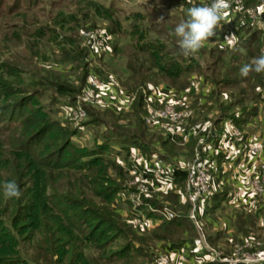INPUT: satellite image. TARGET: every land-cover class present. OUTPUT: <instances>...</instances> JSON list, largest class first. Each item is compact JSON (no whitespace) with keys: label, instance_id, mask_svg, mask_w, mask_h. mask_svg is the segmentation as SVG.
Returning a JSON list of instances; mask_svg holds the SVG:
<instances>
[{"label":"trees","instance_id":"trees-1","mask_svg":"<svg viewBox=\"0 0 264 264\" xmlns=\"http://www.w3.org/2000/svg\"><path fill=\"white\" fill-rule=\"evenodd\" d=\"M174 3L178 4L176 0ZM193 6H200L199 2ZM187 8L183 4L181 12L187 13ZM98 11L108 22L110 34L121 35L119 23L110 10ZM88 17L89 14L85 13L84 21ZM81 22L80 19L72 27L74 33L55 41L59 59L50 63L53 67L68 64L74 71L80 70L77 83L71 82V77L62 79L58 76L60 82L56 80L57 74L48 71L44 74L46 77H39L38 81L28 83L29 86H51L57 95L68 98L72 103L85 88L89 74L92 71L99 74L94 63L100 62L103 55H92L89 48L82 45L81 39L83 31L93 29L95 25L84 27ZM220 25L213 37L214 47L202 48L194 57L180 54L176 38L173 42L151 38L144 42L141 31L131 28L129 35L136 41L125 44L119 53L127 58V74L118 87L132 96L133 101L127 111L103 108L123 124L111 129L115 135L112 143L118 142V146L125 151L134 148L144 152L148 145L151 146L150 138L146 139L150 128L142 119L141 91L151 87V84L157 86L156 82L167 83L175 93L184 94L186 98L188 93L194 96L187 106L193 124L208 123L219 134L221 123L227 121L245 132L258 109L257 94L259 90H264V73L241 77L240 68L261 54L264 26L253 29L240 16L221 20ZM155 31L158 35L162 33L161 29ZM49 32L52 33L51 30ZM230 33L237 38L234 48L222 45L224 37ZM41 47L43 50L47 48L46 45L38 48ZM111 49V55L116 54L117 44L113 43ZM49 53L53 54L52 50ZM36 54L39 55L38 49ZM42 60L48 61L46 57ZM200 60H203V66ZM10 68L13 71L11 77L16 76L14 80L11 81V77L0 78V97L6 98L0 105V117L3 123H7L0 126V264H89L93 260L84 257L87 247L102 253L119 238H126L124 249L103 262L97 259L99 264H135L128 259L129 250L145 259V264L151 263L148 248L135 246L129 239L134 230L126 226L114 210L115 205L120 203L118 195L125 190V181L123 173L106 156L113 151L112 143L101 141L95 149L79 155L73 153L71 138L87 127V123L81 124L78 130L69 131L55 122L47 123L39 117L40 110L35 114L26 113V106L33 98L23 97L30 91L22 87L24 81L19 77L17 67ZM98 76L110 80L107 75ZM197 88L202 90L196 93ZM84 108L86 118L92 117L95 107L86 105ZM96 121L93 120L94 123ZM122 129L128 130V133H120ZM177 141L180 143L182 140ZM188 141L196 146L195 138L191 137ZM110 169L115 179L110 176ZM172 181L181 191L184 173L175 170ZM10 182L19 187L21 196L18 199L4 196V185ZM168 195L178 199L174 192ZM148 202L153 207H159L150 199ZM181 205L183 213L178 212L170 221L158 219L157 225L143 237L182 248L195 232L187 218L188 205ZM143 212L146 216H153ZM238 224L236 229L239 231ZM246 224H251V220L246 219Z\"/></svg>","mask_w":264,"mask_h":264},{"label":"rangeland","instance_id":"rangeland-1","mask_svg":"<svg viewBox=\"0 0 264 264\" xmlns=\"http://www.w3.org/2000/svg\"><path fill=\"white\" fill-rule=\"evenodd\" d=\"M176 1L178 4H175L174 0H0V78L6 79L7 77H11L10 73H13V71H11L12 69L10 67H17L18 71H20L18 72L20 75L19 77L24 81L22 87H26V89L30 91V93L24 94L23 97H26V99L33 98L26 106V113L35 114L37 110H40L39 117L44 118L47 123L51 121L55 122L67 128L69 131L74 129L78 130L81 124L87 123V127L81 131H77L71 138L73 142L71 151L76 155L95 149L97 144H100L101 141H110V143H112L111 140H113L115 135L112 133L111 129H115L123 124L117 122L106 110L94 108L95 110L92 109V117L86 118L87 120L85 119L82 123H76L68 111L70 104L68 98L57 95L51 86L31 87L29 84H31L30 82L38 81L39 77H46L47 75L44 74L48 71L57 74L56 80L60 82L62 81L57 78L58 76L62 79H69L71 77L70 81L74 82V84L77 83L79 80L78 75L81 73L80 70L74 71L73 67L68 64L53 67L50 63L55 59H59V56H57V48L54 46L55 41H58L61 36H68L70 33H74L75 29L73 30L72 27L78 23L80 19L83 22L84 14L88 13L89 17L83 23L81 22V24H84V27L95 26L93 29L83 31L81 37L82 45L86 44L84 38L86 32L95 29H103L106 31L109 35V44L100 52V55H103L102 60L94 63L99 72V74H95L109 76L110 80H107L119 89L120 80H123L127 74L125 69L127 58L119 53L122 52L125 44H128V42L134 43L136 41L133 36L129 35L132 30L131 28L136 27L141 31L145 39L143 40L144 42L150 38L159 39V41L163 42H173L175 41L174 38H176L174 35L175 26L182 19L187 18V13L181 12L183 4L189 9L195 2H200L199 5H208L211 3V0ZM98 9H103L104 12L108 9L110 10V14H112L119 23L121 35L113 36L110 34L111 28L108 22L102 18V15H99ZM152 25L155 27L151 28ZM220 27L221 25H219L216 30H219ZM155 29H161L162 33L160 35L156 34ZM49 30H51L52 33L49 32ZM54 33H56L58 37ZM126 34L128 36L124 37ZM214 40L215 38L213 39L212 37L205 42L202 48L208 49L214 47ZM113 43L117 44L118 49L116 54L111 55ZM41 45H46L47 48H45V50H43L42 47L39 49L38 47ZM37 49L39 55L36 54ZM201 49L199 51H201ZM50 50H52L53 54L49 53ZM196 55L197 54L193 55V57ZM43 57H46L48 61L43 62ZM200 64L203 66V60H200ZM14 77L9 79L13 81ZM156 83L157 86L169 87L165 82ZM151 86L153 85L151 84ZM200 89L201 88H199L196 93H199ZM192 96L193 95L188 93V97L186 98L188 100L185 102L186 108ZM5 99L4 97H0V105ZM94 119L98 121L94 123ZM2 120L3 119L0 117V126L6 125L7 123H3ZM192 120L191 123L193 122ZM263 129L264 107L261 108L259 119L255 127H250V129L247 127L244 130L246 132H260L263 131ZM119 132L128 133V130L122 129ZM148 138L151 140V146L148 145L144 152L137 149L140 154L142 153L141 155L143 157L155 155L165 163L177 164L179 166L186 165L191 160V152L194 146L191 141H188L189 139L181 141L180 143H178L177 140L167 141V143L166 139L158 131L152 129L147 130L146 139L148 140ZM117 143L118 142L112 143L111 147L113 151L106 156L117 167L118 171L120 170V172L123 173L122 178H124V186L126 187L128 178L120 166L123 160L127 163L124 159L126 151L121 149ZM169 143H175V145L173 146ZM147 149L150 153H148ZM233 153H235V151H233ZM223 168L224 170L231 169L228 164H224ZM109 174L114 178V173L111 169L109 170ZM117 179L120 180L119 178ZM150 200L159 206L154 208H160L165 204L175 215L178 212H184V209L181 208L182 205L175 196L173 198V196H169L168 194H153L150 195ZM115 206L114 210L121 218L122 222H124L126 226H130L125 219L128 204L126 202H120L118 206ZM145 212L147 211L145 210ZM251 224V226L254 225L253 221ZM195 231L196 229L194 228V232ZM145 235L146 234L140 235L135 232L134 235L129 236V239L134 242L135 246L142 247L143 249L146 246L150 253V249L153 250V248L158 245V242L150 241L148 237H143ZM102 239L106 238L103 237ZM125 239L126 238H119L114 240L111 246L102 253L87 247V249L84 250V257L89 259V261L93 260V263L89 262V264H99V262L96 261L97 259L103 262L111 257L113 253L122 251L124 249L123 246L126 244ZM256 248L264 249V247L260 248L255 244H251L247 249L239 251L240 254L236 252L228 253L229 251H226L228 253L226 257L229 256L231 259L239 258L242 254L252 253ZM221 252L225 253L223 251ZM128 259L135 264H143V260H145L141 258L138 253H134L131 250L128 252Z\"/></svg>","mask_w":264,"mask_h":264},{"label":"built area","instance_id":"built-area-1","mask_svg":"<svg viewBox=\"0 0 264 264\" xmlns=\"http://www.w3.org/2000/svg\"><path fill=\"white\" fill-rule=\"evenodd\" d=\"M248 3L253 5H247ZM229 5L222 20L227 21L240 16L245 18L253 29L263 28L264 0H229ZM108 36L103 29L88 31L84 34L85 46L92 55L99 56L109 44ZM222 45H228L225 37ZM260 51L264 52V48L262 47ZM141 93L142 119L147 127L158 131L168 141L178 139L186 141L193 137L197 143L193 148L191 160L182 166L165 163L155 155L143 157L134 148H129L125 152L124 159L127 163L122 159L120 166L128 182L125 190L118 195V201L128 204L125 219L137 234H146L157 225L158 219L170 221L176 216L167 205L154 208L148 202L150 195L174 192L178 195L180 204L188 205L187 218L203 240L199 218L207 196L219 185L227 184L228 178L225 176L227 171L237 172L250 160L256 161V169L247 176V199L255 205L264 199V131L243 132L225 121L220 125V133L216 134L208 123L201 125L191 123L192 115L186 108L187 99L184 94L178 95L165 86H151ZM227 99L230 101L229 97ZM132 101V96H128L110 81L92 72L83 91L69 104L68 111L74 122L82 123L87 117L84 108L86 105L119 112L127 111ZM257 102L256 115L247 125L249 129L255 127L261 108L264 107V90L258 91ZM226 163L231 169L224 170L223 165ZM175 170L184 173L181 191L177 190L172 181ZM144 209L153 216H146ZM249 245L248 242L241 241L233 246V252L240 254L239 251L247 249ZM204 248L212 256L215 264L264 263V249L256 248L250 254H242L239 258L231 259L228 255V257L219 255L208 246ZM152 264H171V259L165 253L153 250Z\"/></svg>","mask_w":264,"mask_h":264},{"label":"crops","instance_id":"crops-1","mask_svg":"<svg viewBox=\"0 0 264 264\" xmlns=\"http://www.w3.org/2000/svg\"><path fill=\"white\" fill-rule=\"evenodd\" d=\"M244 165L237 172L227 171V184L215 187L207 196L199 218L203 240L195 231L182 248L158 242L153 250L169 255L171 264H215L205 246L222 256L233 252V246L241 241L264 247V199L256 205L247 199V176L256 169V161L250 160ZM246 219L254 225L246 224ZM153 250L150 249L151 255Z\"/></svg>","mask_w":264,"mask_h":264},{"label":"clouds","instance_id":"clouds-1","mask_svg":"<svg viewBox=\"0 0 264 264\" xmlns=\"http://www.w3.org/2000/svg\"><path fill=\"white\" fill-rule=\"evenodd\" d=\"M229 0H211L204 6H193L188 9L187 18L182 19L174 28L176 45L182 56H193L199 52L210 38L216 35V29L229 8ZM225 40L232 48L237 43L235 34H228ZM250 73H264V52L240 68V76L248 77ZM6 198H19L21 192L15 182L4 185Z\"/></svg>","mask_w":264,"mask_h":264}]
</instances>
